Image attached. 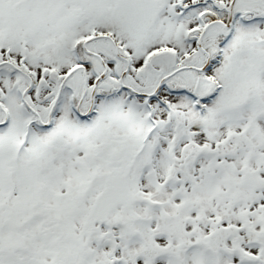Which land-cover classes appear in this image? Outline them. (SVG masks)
<instances>
[{"label":"snow or ice","instance_id":"1","mask_svg":"<svg viewBox=\"0 0 264 264\" xmlns=\"http://www.w3.org/2000/svg\"><path fill=\"white\" fill-rule=\"evenodd\" d=\"M0 264H264V0H0Z\"/></svg>","mask_w":264,"mask_h":264}]
</instances>
